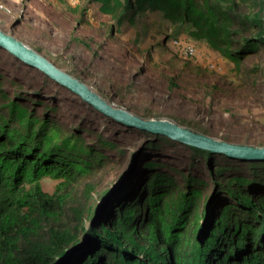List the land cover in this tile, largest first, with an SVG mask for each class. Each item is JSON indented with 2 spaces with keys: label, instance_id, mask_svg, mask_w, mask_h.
<instances>
[{
  "label": "rangeland",
  "instance_id": "rangeland-1",
  "mask_svg": "<svg viewBox=\"0 0 264 264\" xmlns=\"http://www.w3.org/2000/svg\"><path fill=\"white\" fill-rule=\"evenodd\" d=\"M101 6L102 2L98 0H0V30L86 83L112 106L131 112L137 109L133 113L142 119H166L231 143L264 145V44L254 53L246 54L236 43L225 47L226 41L219 40L213 33L204 36L202 32L192 30L190 24H171L162 18L161 13L150 11L136 13L133 23L124 21L117 30L110 15L102 13ZM258 10L255 2L249 0L235 11L239 21L230 29L234 38L259 41L261 37L264 43V7ZM244 25L245 31L242 30ZM112 30L113 33L115 31L114 36ZM185 42L192 45L189 54L183 50ZM16 59L0 48V104L3 107L8 103L9 107L18 109L22 104L27 110L35 111L37 117L45 113L51 122L66 125L67 121L68 126H81L85 135L86 129L92 126L117 144L109 151L110 159L104 169L95 173V190L88 196L85 191H80L76 199L67 203L66 209L74 205L96 204L91 219L83 216L85 231L79 233V243H87L88 247L93 242L92 220L104 212L105 206L114 204L116 198L124 199L127 193L136 190L141 184L139 181L149 172L163 173L166 170L173 173L167 182H171L169 188L175 192L178 189L184 191L183 178L196 176L200 183L204 182L206 194L212 192L214 195H209L206 204L218 210V198L208 183L218 177L214 165H206L202 159L204 165H199V155L192 154L182 144L175 145L178 155H170L169 146L160 147L164 141L167 142L161 135L144 134L145 131L133 128L122 131L130 136L123 137L116 122H102L104 115L79 97L75 96L64 105L65 96L60 92L68 94V91L36 70L23 67ZM10 65L14 66L13 75L9 73ZM24 68L29 80L26 79L21 86L19 82L26 77ZM92 68L107 75L98 76L96 73H99ZM172 77L179 85L170 86L169 78ZM151 78L160 81H152ZM115 82L121 84L118 86ZM150 83L160 87V93H152L155 99H151V91L144 88ZM39 85L44 89H39ZM47 92L50 95L40 94ZM53 108L61 110L50 114ZM58 133L56 131L54 135ZM154 143L158 146L150 145ZM132 149L134 155L137 153L134 163L129 162ZM128 166L130 170L125 174ZM234 172L245 186L253 182L246 167L239 170L234 166ZM261 180V177L255 178L256 183L262 184ZM55 183L56 179L50 176L43 178V190L52 191ZM132 187L134 190L130 191ZM196 212L198 210L191 208L187 217H193ZM205 213L201 229L202 219L198 220L196 239L205 237L209 231L206 222L213 211L211 209L209 214L207 208ZM181 225L185 226L186 221L182 220ZM87 252L90 254L92 251ZM66 256L65 252L56 264H65Z\"/></svg>",
  "mask_w": 264,
  "mask_h": 264
},
{
  "label": "trees",
  "instance_id": "trees-1",
  "mask_svg": "<svg viewBox=\"0 0 264 264\" xmlns=\"http://www.w3.org/2000/svg\"><path fill=\"white\" fill-rule=\"evenodd\" d=\"M98 1L102 2V13L110 15L117 30L124 21L133 23L136 13L150 11L161 13L171 24H190L192 30L204 36L213 33L219 40L226 41L225 47L236 43L246 54L254 53L264 44L261 37L259 41L240 40L231 35L230 29L239 21L235 11L249 0ZM251 1L260 11L264 7V0ZM242 30H246L245 25ZM112 35H115L113 30ZM18 63L68 91V94L60 92L65 96L64 105L79 97L37 68L20 60ZM8 69L13 75L14 66ZM92 69L98 76L107 75ZM25 71L24 68L26 77L19 82L21 86L29 77ZM169 79L171 87L179 85L173 77ZM120 84L115 82V85ZM152 84L144 88L158 90L156 83ZM39 89L44 87L39 85ZM40 94L50 95L49 92ZM27 96L31 99L30 94ZM150 96L154 98L152 93ZM60 110L53 108L50 114ZM104 117L102 122L115 123ZM46 118L45 113L37 117L35 111L27 110L22 104L18 109L9 107L8 103L5 107L0 104V264H56L65 252V264H88V261L90 264H264V162L213 158L207 151L163 136L161 138L167 142L160 147L169 146L170 155H178L175 145L182 144L192 154L199 155V165H204L203 160L206 165L215 166L218 177L208 183L218 198L219 202L214 197L218 210L206 204L212 192L206 194L204 182L200 183L196 176L190 179L186 175L189 177L182 179L184 191L175 192L169 188L171 182H167L173 173L149 172L139 181L141 184L136 190L132 187L133 192L127 193L124 199L116 198L114 204L105 206L104 212L92 220L93 242L88 247L87 243H79V233L85 231L83 216L91 219L96 204L66 209L67 203L76 199L80 191L88 196L95 190V173L104 169L110 159L109 151L117 144L92 126L86 129L85 135L81 126H68L67 121L66 125L54 123ZM133 128L138 129L118 123L117 130L123 137H130L122 131ZM56 131L59 133L54 135ZM234 166L239 170L246 167L253 182L245 186L234 172ZM48 176L56 179L50 192L42 187L43 178ZM257 176L261 177L262 184L256 183ZM191 208L198 212L189 218L187 213ZM207 208L209 214L211 209L213 214L206 222L209 231L200 242L195 238L197 223ZM182 220L186 221L185 226L181 225Z\"/></svg>",
  "mask_w": 264,
  "mask_h": 264
},
{
  "label": "water",
  "instance_id": "water-1",
  "mask_svg": "<svg viewBox=\"0 0 264 264\" xmlns=\"http://www.w3.org/2000/svg\"><path fill=\"white\" fill-rule=\"evenodd\" d=\"M0 48H3L9 54L23 63L37 68V70L43 72L58 84L68 88L69 91L77 94L82 100L90 104L96 111L103 114L107 118L114 120L117 124L120 123L126 127L134 126L138 128V130L147 131L154 135H161L169 139L171 138L174 141H179L181 143L207 151L211 154V156L226 157L228 159L243 162H264V145L253 146L244 143H231L193 131L187 127L180 126L177 123L166 119H142L139 116L128 112V110L125 108L115 107L108 104L95 91L89 89L87 84L71 76L61 68L55 66L52 62L37 53L34 49L1 30ZM145 141L146 142L144 143V146L147 143V140ZM136 149H138V147H136ZM136 154L134 155L132 149L130 152L129 162L131 160L134 163L136 160L134 156H136ZM129 170L130 167L128 166L124 173L126 174ZM124 177L125 175L122 177V180ZM205 218L206 216L204 214L199 224V229H201L204 225ZM205 237H197V240L201 242Z\"/></svg>",
  "mask_w": 264,
  "mask_h": 264
},
{
  "label": "built area",
  "instance_id": "built-area-1",
  "mask_svg": "<svg viewBox=\"0 0 264 264\" xmlns=\"http://www.w3.org/2000/svg\"><path fill=\"white\" fill-rule=\"evenodd\" d=\"M177 39H175L176 41ZM191 49H192V45L188 44V43H184V46H183V50L186 54H189L191 53Z\"/></svg>",
  "mask_w": 264,
  "mask_h": 264
},
{
  "label": "bare ground",
  "instance_id": "bare-ground-1",
  "mask_svg": "<svg viewBox=\"0 0 264 264\" xmlns=\"http://www.w3.org/2000/svg\"><path fill=\"white\" fill-rule=\"evenodd\" d=\"M1 29V28H0ZM9 35H11V34H9ZM12 36V35H11ZM14 37V36H13ZM17 39V38H16ZM86 84V83H85ZM152 85H154V83L152 84ZM159 87V86H158ZM88 88H89V86H88ZM89 89H91V88H89ZM159 89V88H158ZM92 90V89H91ZM150 91H151V93H156V95L158 94V93H160L159 92V90H157V89H150ZM161 95H163V93L161 94ZM132 112H136V110H133ZM188 145V144H187ZM191 146V145H190Z\"/></svg>",
  "mask_w": 264,
  "mask_h": 264
},
{
  "label": "clouds",
  "instance_id": "clouds-1",
  "mask_svg": "<svg viewBox=\"0 0 264 264\" xmlns=\"http://www.w3.org/2000/svg\"><path fill=\"white\" fill-rule=\"evenodd\" d=\"M7 34H9V33H7ZM28 46V45H27ZM30 47V46H29ZM128 112H130V113H132V114H134L133 112H131V111H128ZM135 115V114H134ZM138 116V115H137ZM140 118H142L141 116H139Z\"/></svg>",
  "mask_w": 264,
  "mask_h": 264
}]
</instances>
